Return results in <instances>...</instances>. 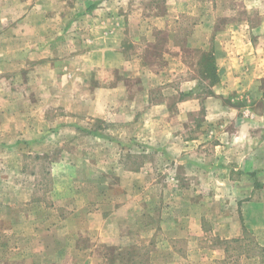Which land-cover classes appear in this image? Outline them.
<instances>
[{"label":"rangeland","instance_id":"1","mask_svg":"<svg viewBox=\"0 0 264 264\" xmlns=\"http://www.w3.org/2000/svg\"><path fill=\"white\" fill-rule=\"evenodd\" d=\"M90 1L0 0V79L8 77L0 90L9 97L7 101L0 97L4 113L5 109L14 110L16 92L27 96V103L32 102V94L30 97L16 82L24 81L32 70L38 71L36 66L58 59V54L79 50L77 43L85 38L86 14L102 8L130 10L136 22L142 23L153 2L164 6L163 0H99L96 7L103 5L97 10L89 8ZM249 5L244 0H212L193 7V14H183V34L175 38L185 43L190 32L197 35L192 42L199 48L187 50L183 56L186 64L197 62L202 76V63L208 68L207 82L198 88L201 96H207V83L214 78L209 50L214 35L208 30L214 22L222 28L245 16L259 23L264 11L259 14ZM143 23L145 30L137 26L129 37L128 56L143 53L153 62L152 57L160 55L165 68L161 43L147 51L144 32H154V28ZM54 28L64 29L65 41L74 42L62 44L64 41L50 33ZM154 33L157 40L174 39L170 32ZM31 87L36 89L38 82ZM185 120V136L204 131L201 136L206 139L210 123L205 109ZM89 123L91 127L102 125L96 119ZM215 123L221 124V120ZM30 137L29 131L23 138L15 133L0 143V264H264V255L254 246L256 236L250 232H245L241 242L229 245L217 235L216 227L223 222L230 197L216 188L214 196L210 193L206 172L196 170L193 159L180 164L179 159L165 155L143 154L140 143L126 154L121 144L109 137L96 145L87 140V147L78 146L72 138L39 154ZM17 139L19 147L14 144ZM96 206L102 209L99 216H93ZM63 218L68 221L60 226ZM50 223L59 225L48 231Z\"/></svg>","mask_w":264,"mask_h":264},{"label":"crops","instance_id":"2","mask_svg":"<svg viewBox=\"0 0 264 264\" xmlns=\"http://www.w3.org/2000/svg\"><path fill=\"white\" fill-rule=\"evenodd\" d=\"M90 3L89 8L94 9L99 0ZM211 3L212 0H163V7L152 3L150 15L143 22L151 23L154 32L174 35L165 42L157 40L152 31L144 32L148 36L147 51L157 42L163 46L165 68L160 55L152 57L153 62L143 53L128 56L132 41L129 37H133L137 26L145 30L132 11L102 8L89 12L84 16L85 38L79 39V50L58 54V59L36 66L38 71L32 70L24 81L16 82L30 97L32 94V102L27 103L28 97L16 92L14 110L5 109L4 113L0 109V143L15 133L23 138L29 131L30 144L42 154L72 138L78 146L87 147V140L96 145L109 137L120 143L126 154L133 152L131 146L140 143L143 154L165 155L179 159L180 164L184 159H193L196 170L206 172L210 193L214 196L216 188L230 197L223 222L216 227L217 235L229 245L241 242L245 232H250L256 236L254 246L264 255V16L259 23L245 16L226 27L217 28L215 22L211 25L208 31L214 37L209 50L214 60V78L208 81V93L203 97L198 88L201 82H207L208 68L202 63V76L197 62L186 64L183 56L187 50L199 48L192 42L197 35L190 32L191 38L185 43L176 42L175 37L183 34L184 13L193 14V7ZM244 3L254 6L259 14L264 11V0ZM64 31L54 28L50 33L61 43L64 41L62 44L74 42L65 41ZM54 44L58 47V40ZM7 79L2 76L1 87ZM36 82V89L29 88ZM2 96L0 90L1 99H9ZM204 109L210 123L206 139L202 140L204 131L185 136L186 117ZM95 119L102 123L100 127L89 125ZM219 119L221 124L215 123ZM19 140L14 143L18 147ZM98 207L93 216L102 211ZM65 221L68 220L63 218L60 226ZM58 225L50 223L47 229Z\"/></svg>","mask_w":264,"mask_h":264},{"label":"trees","instance_id":"3","mask_svg":"<svg viewBox=\"0 0 264 264\" xmlns=\"http://www.w3.org/2000/svg\"><path fill=\"white\" fill-rule=\"evenodd\" d=\"M212 58H213V56H212Z\"/></svg>","mask_w":264,"mask_h":264}]
</instances>
